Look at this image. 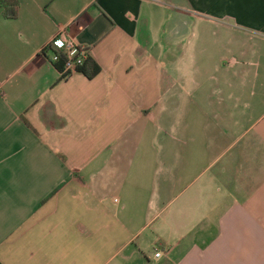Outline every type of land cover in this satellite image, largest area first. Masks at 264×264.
<instances>
[{"label": "crops", "instance_id": "1", "mask_svg": "<svg viewBox=\"0 0 264 264\" xmlns=\"http://www.w3.org/2000/svg\"><path fill=\"white\" fill-rule=\"evenodd\" d=\"M17 2L0 264H264V0ZM59 30L95 74L61 78Z\"/></svg>", "mask_w": 264, "mask_h": 264}, {"label": "built area", "instance_id": "2", "mask_svg": "<svg viewBox=\"0 0 264 264\" xmlns=\"http://www.w3.org/2000/svg\"><path fill=\"white\" fill-rule=\"evenodd\" d=\"M42 52L49 53L47 59L54 65L62 59L59 70L61 78H67L80 70L88 56V50L78 46L76 41L64 30L56 32L43 47ZM159 254L160 252L157 251L155 256H159Z\"/></svg>", "mask_w": 264, "mask_h": 264}, {"label": "trees", "instance_id": "3", "mask_svg": "<svg viewBox=\"0 0 264 264\" xmlns=\"http://www.w3.org/2000/svg\"><path fill=\"white\" fill-rule=\"evenodd\" d=\"M17 5L18 2L17 0H0V7L2 8V14L4 15V17L6 18H15L17 15ZM85 64V63H84ZM62 65V59H60L57 63L56 66L60 69ZM85 66V65H83ZM81 67V71L84 72L86 74V76L90 77L93 74H95L98 69H95L92 74L85 71L84 67Z\"/></svg>", "mask_w": 264, "mask_h": 264}]
</instances>
